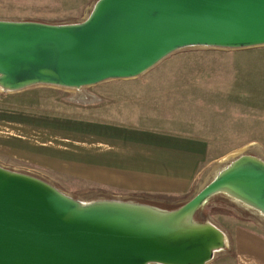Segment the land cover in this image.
<instances>
[{"label": "water", "instance_id": "water-1", "mask_svg": "<svg viewBox=\"0 0 264 264\" xmlns=\"http://www.w3.org/2000/svg\"><path fill=\"white\" fill-rule=\"evenodd\" d=\"M264 45V0H96L84 20L0 19V88H79L148 71L184 47ZM224 192L264 214V160L239 154L173 209L80 201L0 165V264H207L224 232L196 211Z\"/></svg>", "mask_w": 264, "mask_h": 264}, {"label": "rangeland", "instance_id": "rangeland-1", "mask_svg": "<svg viewBox=\"0 0 264 264\" xmlns=\"http://www.w3.org/2000/svg\"><path fill=\"white\" fill-rule=\"evenodd\" d=\"M95 2L0 0V19L73 23L84 20ZM98 119L179 131L185 137L197 134L208 142L207 164L195 185L176 194L114 187L104 182L102 170L98 181L89 180L85 162L77 167L78 155L85 157L87 150L85 142L76 141L77 133H86V124L77 123ZM236 151L242 152L230 155ZM239 154L264 160V45L184 47L130 80L79 88H0V165L36 176L81 201L114 198L177 208ZM234 199L215 193L195 213L198 222L209 221L227 238L207 264H229V233L236 224L264 232V216Z\"/></svg>", "mask_w": 264, "mask_h": 264}, {"label": "crops", "instance_id": "crops-1", "mask_svg": "<svg viewBox=\"0 0 264 264\" xmlns=\"http://www.w3.org/2000/svg\"><path fill=\"white\" fill-rule=\"evenodd\" d=\"M80 124H86V133L80 137L77 133L76 141L85 142L87 150L85 157L78 155L77 167L85 162L92 181L101 178L102 170L104 182L114 187L183 193L195 185L199 170L207 164L208 142L197 134L185 137L179 131H154L106 119L78 122L77 127ZM229 242V264H264V232L236 224Z\"/></svg>", "mask_w": 264, "mask_h": 264}, {"label": "bare ground", "instance_id": "bare-ground-1", "mask_svg": "<svg viewBox=\"0 0 264 264\" xmlns=\"http://www.w3.org/2000/svg\"><path fill=\"white\" fill-rule=\"evenodd\" d=\"M240 152H242V151H236V152H232L230 155H233V154H235V153H240ZM112 199H114V198H112ZM115 200H121V199H115ZM235 200V199H234ZM81 201V200H80ZM236 201H239V200H237L236 199ZM85 202V201H84ZM239 202H241V201H239ZM243 205H245L246 207H248V208H250V209H252V210H254V211H256V212H258V213H260L261 215H263L264 216V214H262L261 212H259V211H257V210H255L254 208H252V207H250L249 205H247V204H245V203H243V202H241ZM155 207V206H154ZM160 209V208H159Z\"/></svg>", "mask_w": 264, "mask_h": 264}]
</instances>
